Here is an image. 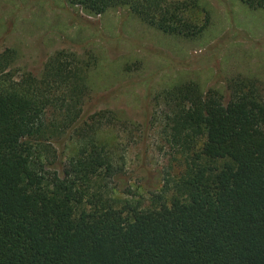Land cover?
I'll return each mask as SVG.
<instances>
[{"label":"trees","instance_id":"trees-1","mask_svg":"<svg viewBox=\"0 0 264 264\" xmlns=\"http://www.w3.org/2000/svg\"><path fill=\"white\" fill-rule=\"evenodd\" d=\"M66 1L93 15L127 7L185 38L210 18L197 0ZM15 59L0 53V264H264V83L238 75L229 95L194 80L157 93L182 168L144 204L113 185L121 168L98 136L123 118L85 115L91 56L59 50L20 76ZM60 138L74 146L61 172L48 160Z\"/></svg>","mask_w":264,"mask_h":264},{"label":"rangeland","instance_id":"rangeland-1","mask_svg":"<svg viewBox=\"0 0 264 264\" xmlns=\"http://www.w3.org/2000/svg\"><path fill=\"white\" fill-rule=\"evenodd\" d=\"M210 14L195 37L168 35L127 7L101 15L66 0H0V53L16 51L12 71L41 74L59 50L91 56V95L86 116L111 110L124 122L98 132L121 168L113 185L125 198L147 204L166 175L181 171L179 152L168 142L155 96L186 80L225 95L238 75L264 83V7L242 0H197ZM63 138V137H62ZM60 138L48 160L62 171L73 144Z\"/></svg>","mask_w":264,"mask_h":264}]
</instances>
